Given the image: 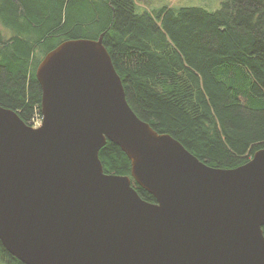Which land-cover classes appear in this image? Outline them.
<instances>
[{
    "label": "water",
    "instance_id": "water-1",
    "mask_svg": "<svg viewBox=\"0 0 264 264\" xmlns=\"http://www.w3.org/2000/svg\"><path fill=\"white\" fill-rule=\"evenodd\" d=\"M102 37L38 63V127L0 106L2 245L23 264H264V148L217 168L156 132L128 105ZM107 141L130 177L104 172Z\"/></svg>",
    "mask_w": 264,
    "mask_h": 264
},
{
    "label": "trees",
    "instance_id": "trees-1",
    "mask_svg": "<svg viewBox=\"0 0 264 264\" xmlns=\"http://www.w3.org/2000/svg\"><path fill=\"white\" fill-rule=\"evenodd\" d=\"M102 42L135 115L208 166L230 169L264 148V0L141 11L136 0H0V106L40 115L35 71L60 43ZM105 173L130 177L107 141ZM140 198H154L132 179ZM264 234V227H263ZM0 264H23L0 241Z\"/></svg>",
    "mask_w": 264,
    "mask_h": 264
},
{
    "label": "rangeland",
    "instance_id": "rangeland-1",
    "mask_svg": "<svg viewBox=\"0 0 264 264\" xmlns=\"http://www.w3.org/2000/svg\"><path fill=\"white\" fill-rule=\"evenodd\" d=\"M141 11L151 12L153 8L163 5L172 7H201L208 11H215L220 6V0H136Z\"/></svg>",
    "mask_w": 264,
    "mask_h": 264
},
{
    "label": "built area",
    "instance_id": "built-area-1",
    "mask_svg": "<svg viewBox=\"0 0 264 264\" xmlns=\"http://www.w3.org/2000/svg\"><path fill=\"white\" fill-rule=\"evenodd\" d=\"M41 121H42V116H41V114L40 115H38V114H36V115H34V117L32 118V120H31V126L32 127H34V128H36V127H38L40 124H41Z\"/></svg>",
    "mask_w": 264,
    "mask_h": 264
}]
</instances>
